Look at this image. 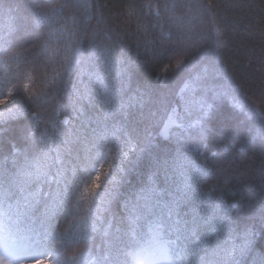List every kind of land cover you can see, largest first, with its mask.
Here are the masks:
<instances>
[{"label":"snow or ice","instance_id":"snow-or-ice-1","mask_svg":"<svg viewBox=\"0 0 264 264\" xmlns=\"http://www.w3.org/2000/svg\"><path fill=\"white\" fill-rule=\"evenodd\" d=\"M103 7L0 5V264H264V0Z\"/></svg>","mask_w":264,"mask_h":264},{"label":"trees","instance_id":"trees-1","mask_svg":"<svg viewBox=\"0 0 264 264\" xmlns=\"http://www.w3.org/2000/svg\"><path fill=\"white\" fill-rule=\"evenodd\" d=\"M24 2L25 0H0V5L15 11ZM125 2L126 0H100L101 5H107V7L102 8V11L108 18L109 23H112V14L118 11L120 5ZM257 2H260V0H257ZM247 19L253 21V34L241 39L239 37H234L230 31L227 32L222 42L223 51L226 56H231L233 60L238 61L234 65H231L229 69V71L233 72L236 76L237 82L242 84L249 94L256 98H261L260 91L257 88L260 73L255 72V70L259 68L256 57L259 55L260 49L264 48V37L259 35L264 25H258L256 23L259 20V16L256 15L255 12H248ZM124 39L126 41V55H131L135 58L136 49L133 39L127 35H125ZM249 59L252 61L251 67L248 66ZM145 71L150 73L153 71V68L146 67ZM261 87H264V85H261ZM260 156L261 153L259 148L253 151L250 146L245 163L259 167ZM259 184L260 180L257 177L254 181V187H256L257 191L259 190Z\"/></svg>","mask_w":264,"mask_h":264}]
</instances>
